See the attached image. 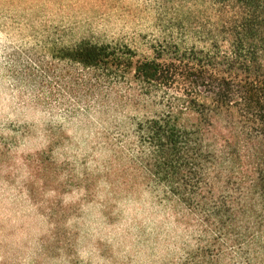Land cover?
<instances>
[{
	"label": "rangeland",
	"instance_id": "rangeland-1",
	"mask_svg": "<svg viewBox=\"0 0 264 264\" xmlns=\"http://www.w3.org/2000/svg\"><path fill=\"white\" fill-rule=\"evenodd\" d=\"M238 26L264 75V0H0V264H187L209 248L132 163L137 124L164 111L162 94L62 49L87 40L162 62L179 51L223 76Z\"/></svg>",
	"mask_w": 264,
	"mask_h": 264
},
{
	"label": "trees",
	"instance_id": "trees-1",
	"mask_svg": "<svg viewBox=\"0 0 264 264\" xmlns=\"http://www.w3.org/2000/svg\"><path fill=\"white\" fill-rule=\"evenodd\" d=\"M236 29L240 39L223 76L217 75L221 64L209 71V62L179 51L162 62L135 61L130 49L121 53L87 40L62 49V58L116 78L133 71L150 94H162L164 111L137 124L132 163L139 177L196 218L209 237V248L188 254L187 264H264V75L255 73L260 59L241 52L253 44L251 32ZM207 88L210 103L200 99ZM234 111L239 126L221 125Z\"/></svg>",
	"mask_w": 264,
	"mask_h": 264
}]
</instances>
